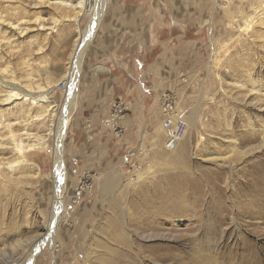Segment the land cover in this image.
I'll list each match as a JSON object with an SVG mask.
<instances>
[{"label": "rangeland", "instance_id": "1", "mask_svg": "<svg viewBox=\"0 0 264 264\" xmlns=\"http://www.w3.org/2000/svg\"><path fill=\"white\" fill-rule=\"evenodd\" d=\"M56 1L0 0V78H13L38 92L63 73L75 28L55 26L58 15L66 12L50 4ZM262 5L264 0L109 1L105 11L125 6L148 12V48L118 53L127 57L133 90L111 100L105 111L95 107V98L85 101L82 95L90 77L96 84L95 72L103 69L87 58L97 36L86 48L77 108L64 141L67 189L61 219L54 227V243L45 240L33 264H205L206 258L213 264H264V15L241 32ZM88 19L80 21L82 32ZM167 94L177 98L179 115L171 120L181 118L187 125L178 141L161 126L158 97ZM50 96L62 105L63 91L55 89ZM118 100L127 104V111L115 136L105 120ZM84 101L97 110L92 115L100 128L89 125L86 111L91 110L83 108ZM20 103L0 104V116ZM13 121H0V159L12 164L4 167L7 176L25 169L28 177L0 193V264H27L34 242L51 220L54 142L26 152L24 169L16 166L10 136L17 144L23 139L32 144L17 134H42L49 122L23 126L20 119L8 125ZM179 159L184 168L177 167ZM141 174L146 180H137ZM117 176L122 179L119 191L105 193L103 185ZM78 182L85 190L74 204L70 201ZM176 189L179 199L196 205L192 215L148 219L160 197ZM118 222L128 231V245L140 249L138 262L126 252L128 245L113 240L123 237ZM154 229L164 232L163 237L147 240L140 234ZM203 249L205 254L198 256Z\"/></svg>", "mask_w": 264, "mask_h": 264}, {"label": "bare ground", "instance_id": "2", "mask_svg": "<svg viewBox=\"0 0 264 264\" xmlns=\"http://www.w3.org/2000/svg\"><path fill=\"white\" fill-rule=\"evenodd\" d=\"M109 1L110 0H73L71 2H67V1L60 0L54 3H50L51 5L58 6V7L60 6L64 10H66V12L61 11L62 12L60 13L61 15L60 14L58 15V19L56 20L55 26H59L60 24L62 25L64 23L74 26L75 39L73 41V46H72L73 49L71 50V53L68 57L66 68L64 69L60 77L56 79L54 82H49L47 84L48 85L47 87H44V88L40 87V89H38L39 91L35 92L36 90L32 91L33 88H30V87L29 88L25 87V89L22 88L21 86L18 85V82H16L15 79L13 78L12 79L8 78L9 80H6V79L4 80L2 79L3 77L0 78V88L3 90L2 91L3 95H1L2 97L0 98L1 106H5L7 104H11L16 101H21L20 103L21 106L18 109L16 108L17 110L11 111L8 114L2 113V115L0 116L1 124H3L2 123L3 118H6V120L12 118V121L13 120L15 121V123H8V125L10 126H15L16 122H18L20 119H22L23 122L25 123L23 126H31L30 125L31 122L44 121L45 119L49 122L47 128L42 132V134L36 133L33 136H31V134L28 132L17 134V136L19 137L27 136L28 138L26 139L31 140L32 144L30 143L26 144L23 141L24 139L21 140L19 144H17L13 140V137L15 136L14 135L10 136L12 141L10 140L11 148L9 147V149L12 151L11 153L14 154L13 156L16 157V162H15L16 166H21V164L23 165L25 163L24 154L26 152H31V151H34L35 149H42V148L47 147L46 144L49 140L51 141L53 140L54 142L53 144L54 168H53V173L51 174L52 187H53L52 191H53L54 197H53V206L51 210V220L48 223L47 228L44 229L45 232L41 234V239L39 241H37L38 240L37 239L34 242L33 244L34 250L28 256L27 264L34 263L33 261L37 253V250L39 249V246H41L45 240H48L50 244H53L55 241L53 231H54V227L61 219L60 214L64 206V196L63 195L67 189L66 188V173L64 171V161H63L64 141L66 138V133L68 130V126H69V122L71 120L72 114L77 108V100H78L77 89H78V84H79L81 63L83 61V56H84V52L86 48L96 36L97 30L99 28V25L101 24V20L105 14V9ZM263 15H264V5L260 6V8L255 11V14L249 17L247 24H245L241 32L247 31L250 28L251 20L253 21L254 19H258ZM85 17L89 18L88 19L89 22L86 26L85 31L82 32L80 28V21L82 20V18H85ZM217 56L218 54H216V57ZM62 83L64 87L60 88L59 85ZM55 89H57L58 91L64 92V101L62 102V105H58L54 101L51 100L50 95L54 92ZM33 107L38 109L36 113L35 111L33 113L32 111ZM5 110L6 109H3V111ZM162 124H163V121H162ZM1 141L2 139H0V142ZM0 145H3V144H0ZM6 153L7 152H5V154ZM14 157L12 158V160L14 159ZM8 165L10 168L12 167L11 163H2L0 159V193L6 192L7 187L14 189L17 185L22 184L20 179H25L28 177L24 169L25 168L24 165L22 166L24 169V170L22 169L24 171L23 172L24 174L21 173V169H20V174L18 172V174L16 175L13 174V177L7 176V173L4 167L5 166L8 167ZM184 166H185V162L182 159H179L177 167L184 168ZM37 174H38V171L36 170V173L34 176H36ZM85 175H88V174H85ZM29 177L31 178V176ZM144 179L146 180L145 176L144 175L142 176V174L139 175V177L137 178V180H140V181L142 180L144 181ZM121 183H122L121 177L117 176L114 179L109 180V182H106L103 185V191L105 193H109L113 195L114 193L119 191L120 187L122 186ZM80 184L81 183L78 182V186L75 189L73 197L70 201L74 204L78 203L79 199L84 194V190H85L84 185H80ZM2 186L4 190L2 189ZM178 196H179V191L176 189V190H171L170 193L160 197L161 201L160 203H158L159 205L156 204V208L155 206L153 207L154 212L148 215V219H151L157 222L158 220L166 221L170 217H178L175 215H180V213H184L187 216H191L192 212H194L193 210H195L196 208V205L193 204L192 206H189V204H187L184 200L179 199L180 197ZM144 218L146 217L144 216ZM116 225L124 230L123 237L120 239H119L120 236L117 238L115 237V239L113 240L118 241L123 246H127L130 243L129 242L130 238L128 234H126L128 232L127 229L125 227H121L122 224H120V222H118ZM156 230L154 229V231L152 230V231L143 232L140 234L144 235L143 237H145V239L147 240H151L152 238L155 239L158 237H163L164 232H159V230L158 231ZM113 236L115 235L113 234ZM31 244L27 243L26 246L30 247ZM103 245L105 246V244ZM20 246L23 249H26V247H24L22 244ZM13 248H15V246ZM128 248L129 249H127L126 252L128 253V255L132 257V259H134L135 261H137L138 258L140 259V255L142 253L140 252L139 248L137 249L136 247H133L132 245H128ZM245 248H246L245 250H247L248 247L245 246ZM196 253L198 256H202L205 254V250L204 249L198 250ZM253 255H254V252H253ZM204 261H205V264H213V260H211L210 258L209 259L206 258L204 259Z\"/></svg>", "mask_w": 264, "mask_h": 264}, {"label": "crops", "instance_id": "3", "mask_svg": "<svg viewBox=\"0 0 264 264\" xmlns=\"http://www.w3.org/2000/svg\"><path fill=\"white\" fill-rule=\"evenodd\" d=\"M140 1L143 0H134V2ZM120 2H133V0H120ZM116 9L115 11H105L103 16L105 20L98 29L97 37L95 36L93 50L90 49V54L87 56L88 60L97 62L100 64L97 67H103V69L95 72L96 84L90 77L87 86L82 89L85 101L88 98H95V107L104 111L109 102L118 98L122 92L127 95L133 90V82L129 77L130 70L127 69L128 65L126 64L127 57L124 54L118 55V53L138 51L148 46V12L142 9L128 10L125 6ZM93 83L94 85H92ZM85 101L83 108L91 110L86 111L90 115L89 125L93 124V128H100L101 123L97 122V118L92 115L96 114L97 110L93 111L91 105ZM80 121L81 119L78 118V123H81ZM82 129L85 130L83 122Z\"/></svg>", "mask_w": 264, "mask_h": 264}, {"label": "built area", "instance_id": "4", "mask_svg": "<svg viewBox=\"0 0 264 264\" xmlns=\"http://www.w3.org/2000/svg\"><path fill=\"white\" fill-rule=\"evenodd\" d=\"M59 86L60 88L64 87L63 83ZM176 103L177 98L171 94L158 97V104L161 107L163 130L168 132L170 138L174 141L184 138L187 129L186 122L181 118H177L175 121H172L170 118L173 114L177 116L179 115V113L175 111ZM126 111L127 104L122 100L114 101L110 105L108 116L105 120V126L115 136L120 135L122 131L120 123L124 119ZM81 185H84V183Z\"/></svg>", "mask_w": 264, "mask_h": 264}]
</instances>
